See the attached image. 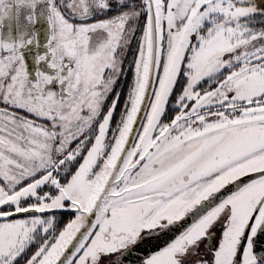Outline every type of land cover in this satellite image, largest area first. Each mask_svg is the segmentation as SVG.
I'll use <instances>...</instances> for the list:
<instances>
[{"label":"snow or ice","instance_id":"6c2138e0","mask_svg":"<svg viewBox=\"0 0 264 264\" xmlns=\"http://www.w3.org/2000/svg\"><path fill=\"white\" fill-rule=\"evenodd\" d=\"M0 264H264V0H0Z\"/></svg>","mask_w":264,"mask_h":264}]
</instances>
